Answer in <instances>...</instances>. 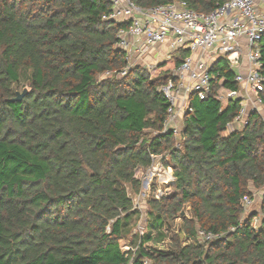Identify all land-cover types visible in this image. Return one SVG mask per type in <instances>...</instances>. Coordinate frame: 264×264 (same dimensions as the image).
I'll return each mask as SVG.
<instances>
[{"label":"trees","instance_id":"obj_1","mask_svg":"<svg viewBox=\"0 0 264 264\" xmlns=\"http://www.w3.org/2000/svg\"><path fill=\"white\" fill-rule=\"evenodd\" d=\"M185 1L209 13L227 0ZM110 10L109 0H0V264H264L261 116L227 133L239 101L223 105L213 80L206 99L190 95L177 147L160 87L189 51L128 68ZM261 46L264 62V37ZM212 71L238 88L227 61ZM24 76L28 92L13 101ZM151 154H168L176 179L149 200L145 232L132 233L130 192H141L136 170ZM253 189L263 191L257 228L259 211L242 203ZM199 228L223 235L202 241Z\"/></svg>","mask_w":264,"mask_h":264},{"label":"built area","instance_id":"obj_2","mask_svg":"<svg viewBox=\"0 0 264 264\" xmlns=\"http://www.w3.org/2000/svg\"><path fill=\"white\" fill-rule=\"evenodd\" d=\"M109 1L111 10L103 15V19L123 25L117 33V46L125 51L128 68L134 66L133 60L152 53L150 50L163 44H168L171 51L162 56V60L172 57L179 49L189 51L179 66L174 68L172 76L160 87L169 102L164 131L173 130L177 136L182 133L177 122L181 113L191 110L190 95L196 93L200 99H206L213 90V80H217L219 88L216 97L223 105L230 100L239 101V110L232 122L243 128L249 124L251 114L257 113L264 123L261 46L264 9L260 7L261 0H227L209 13L190 8L185 0H172L152 8H143L133 0ZM156 52L161 55L162 51L157 49ZM219 60L227 61L235 70L237 89L225 87V78H219L212 71ZM176 146L180 147L181 143L178 142ZM151 157L153 162L145 170L143 179L146 189L143 194L150 197L155 192L152 198H161L166 193V186L176 177L172 166L166 163V155L151 154ZM253 199L250 196L243 198L242 203L247 211L251 209ZM134 205L139 209L141 218V205L135 201ZM261 217L259 213L254 218L255 228L259 226ZM230 229L233 231L235 228ZM198 235L202 241H210L223 234L199 228Z\"/></svg>","mask_w":264,"mask_h":264},{"label":"rangeland","instance_id":"obj_3","mask_svg":"<svg viewBox=\"0 0 264 264\" xmlns=\"http://www.w3.org/2000/svg\"><path fill=\"white\" fill-rule=\"evenodd\" d=\"M157 49H160V47L156 48L155 50H150V52H152V53H149L148 55H145L142 58H137V60H133V62H132L133 65L134 66H140V67H148V66L150 67V66H153L154 64H156L157 62L162 61V56L158 55V53L156 52ZM25 88L29 89V81H28L27 76L22 77L20 82L17 83L14 87L15 91L19 92V93H22ZM184 115H185L184 113H181L179 115L180 118L178 119V122H177L178 129L181 131L184 130V122H183ZM183 140H184V137L182 136V133H181L180 135H178L176 143L180 142L182 145ZM166 156L168 157V159L166 161V163H168L167 165L172 166V168L174 170V166L171 165L172 162H171L170 156L168 154H166ZM136 176H137V178L142 180V190H141L140 194L139 193L134 194L133 192H130V194L133 195V200L135 201V203L139 202V204L141 205L140 207L143 210V213H142L141 218H139L136 221V224L132 229V233H137V232H140L141 230L145 232V230H146L145 228H146V224H147V213L149 212V208H150L149 200L152 199V197L156 195L155 192H152L151 193L152 195L150 194L151 195L150 197H149V195L147 196V194L146 195L143 194L146 191V189H144V186H143V179H144V176H146L145 170H143L142 168H139L138 170H136ZM261 191L253 189V192H254V196H253L254 199L253 200L254 201L250 207L251 208L250 210L256 208L260 214H262V212H261V202H262ZM188 209H189V207H188ZM188 209L185 210V213L190 215V212ZM181 220H182L181 217L176 219L174 227H172L173 231L179 230L178 228H179V225L181 223ZM168 241L169 240H166L163 244H161V246H168ZM121 244L125 250H127L128 248L131 247L128 239H123Z\"/></svg>","mask_w":264,"mask_h":264},{"label":"crops","instance_id":"obj_4","mask_svg":"<svg viewBox=\"0 0 264 264\" xmlns=\"http://www.w3.org/2000/svg\"><path fill=\"white\" fill-rule=\"evenodd\" d=\"M260 7L262 8V9H264V0H261V2H260ZM160 49H161V56H164V55H166L168 52H170L171 51V48L169 47V45L168 44H163L161 47H160ZM158 55H160V54H158ZM163 58V57H162ZM226 105V104H225ZM239 129H241V126L238 124V123H236V122H229L228 123V129H227V133H229V132H232V131H235V130H239ZM261 191V190H260ZM261 193L263 194V191H261Z\"/></svg>","mask_w":264,"mask_h":264},{"label":"water","instance_id":"obj_5","mask_svg":"<svg viewBox=\"0 0 264 264\" xmlns=\"http://www.w3.org/2000/svg\"><path fill=\"white\" fill-rule=\"evenodd\" d=\"M27 92H28V89H27V88H25L24 91H23L22 93L17 92V93H16V97L13 98V101L21 100V99L23 98V96H24L25 94H27Z\"/></svg>","mask_w":264,"mask_h":264}]
</instances>
